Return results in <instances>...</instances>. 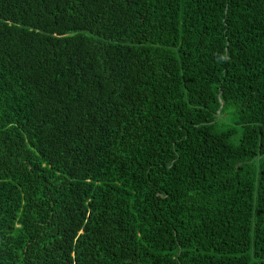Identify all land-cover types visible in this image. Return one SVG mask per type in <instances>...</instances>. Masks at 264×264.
Masks as SVG:
<instances>
[{"label": "trees", "instance_id": "trees-1", "mask_svg": "<svg viewBox=\"0 0 264 264\" xmlns=\"http://www.w3.org/2000/svg\"><path fill=\"white\" fill-rule=\"evenodd\" d=\"M0 264H264V0H0Z\"/></svg>", "mask_w": 264, "mask_h": 264}, {"label": "rangeland", "instance_id": "rangeland-1", "mask_svg": "<svg viewBox=\"0 0 264 264\" xmlns=\"http://www.w3.org/2000/svg\"><path fill=\"white\" fill-rule=\"evenodd\" d=\"M224 122H226V123H228V124H229V122H228V121H224Z\"/></svg>", "mask_w": 264, "mask_h": 264}]
</instances>
